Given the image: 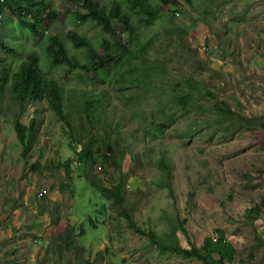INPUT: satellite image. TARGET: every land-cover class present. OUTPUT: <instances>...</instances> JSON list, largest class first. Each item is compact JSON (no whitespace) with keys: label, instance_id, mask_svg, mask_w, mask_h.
Masks as SVG:
<instances>
[{"label":"rangeland","instance_id":"1","mask_svg":"<svg viewBox=\"0 0 264 264\" xmlns=\"http://www.w3.org/2000/svg\"><path fill=\"white\" fill-rule=\"evenodd\" d=\"M152 1L166 11L162 0ZM53 2L56 21L35 42L17 31L9 12L0 15L8 20V34H16L13 44L23 45V53H35L42 61L50 39L62 37L71 28H81L93 39L100 37L94 24L73 23L71 17L80 13V6L67 0ZM178 4L180 10L171 21L163 19L154 29L141 30L142 41L153 38L154 45L145 58L131 61L132 75L127 73L129 67L122 70L129 83L125 82L121 93L111 81L113 70L106 82H92L88 76L80 82L66 69L51 70L50 76L64 90L71 126L57 120L44 101L33 104L22 118L25 125L33 117L37 121L25 157L6 108L13 107L4 101L0 109V264H202L160 251L146 235L130 230L123 214L94 188L91 181L108 189L118 183L119 151L104 148H114L115 141L126 151L120 163L123 206L144 232L153 231L165 245L178 241L186 249L200 248L212 264L221 260L264 264V131L235 125L228 135L214 132L196 110L183 108L177 100L186 94L189 99L199 98L206 108L220 101L241 116H264V0ZM172 23L187 28L190 56L165 53L178 42L177 34L155 36ZM157 47H161L157 53L151 50ZM201 47L208 50L202 53ZM133 52L136 58L137 48ZM151 64L166 68V75L143 76L149 71L142 68ZM186 78H193L198 88ZM80 88L103 92L109 99L104 109L108 128L95 125L91 130L81 116ZM164 104L169 105L161 116L164 127L153 135L148 119L156 115L160 120L158 109ZM211 116L215 117L208 113ZM117 120L121 124L116 129ZM91 135L106 158L96 154V164L88 173L79 164L78 153ZM161 158L173 167L172 197L158 186L162 173L156 165ZM254 206L259 215L248 214Z\"/></svg>","mask_w":264,"mask_h":264},{"label":"trees","instance_id":"2","mask_svg":"<svg viewBox=\"0 0 264 264\" xmlns=\"http://www.w3.org/2000/svg\"><path fill=\"white\" fill-rule=\"evenodd\" d=\"M67 1L80 6L79 9L82 10V12H76L71 17L73 23L76 20L78 25L86 22L94 24L100 31V37L93 39L82 32L81 28H71L62 37L55 36L50 39V45L46 48L45 61L40 60L35 53L28 55L23 53V45L15 46L12 39L16 34L9 35L7 32L9 28L8 20L0 19V31L4 29L3 33L0 32V53L2 54V57H0V109L5 100H8L13 107V109L6 108L12 115L14 132L22 148V157H25V153L30 146L37 123L33 117L28 125H25L22 123V118L33 104L44 101L57 120L64 123L67 128L71 126V115L65 112L64 90L59 81L50 76L51 70L56 69L60 72L66 69L65 73H73L80 82L84 81L85 76L90 77L92 82L98 80L106 82L109 73L113 70L111 81L115 86H118L117 91L121 93V88H123L125 82L129 83L125 79L122 70L129 67L127 73L132 75L134 71L131 69V61L145 58L148 55V49L154 45L153 38L142 41L141 30L154 29L157 22L163 19L171 21L175 17L174 13L180 10L178 2L190 3V0H162L161 4L166 10L164 12L161 5L154 3L152 0H125L124 3L119 0H107L106 2L101 0ZM6 12H9L14 19L17 31L29 34L34 42L43 38L44 33H47L45 28L53 24L57 18V10L53 0H0V15ZM187 31L186 27L176 26L172 23L162 32V35L159 36L156 33L155 36L160 38L169 33L171 35L177 34L178 42L170 46V51H165V53L186 57L190 56L188 45L185 42ZM119 34H121V38L118 36ZM133 48H137L139 53L136 58ZM99 50L102 51V54ZM151 50L157 53L161 50V47ZM9 59L15 61L7 62ZM146 67L142 69L149 72H144L143 76H149L152 72L159 76H164L167 73L166 68L157 64L147 65ZM188 80L194 83L193 78H186L185 81L189 82ZM167 83L162 84L166 85ZM196 85L198 84L194 83L192 86L197 87ZM175 89L176 84L171 87V91ZM78 96L82 100L81 116L85 118L91 130L95 128V125L108 128V125L104 124L106 118L104 109L109 99L104 93H93L80 88L78 89ZM177 100L183 108L196 110L201 115L203 123L209 128H214V132L224 131L228 135L233 131L235 125L250 131H264V116H241L233 112L226 102L216 101L210 108H206L201 104L199 98L189 99L186 94L179 96ZM168 106L164 104L159 107L160 120L155 119L156 115L154 118L148 119L153 135H156V130L160 132L164 127V120L161 116L166 113ZM208 113L215 115V117L212 118L211 116L209 118ZM120 124L121 121L117 120L115 128L117 129ZM200 126L201 122L198 121L197 127ZM94 136L91 135L89 140L81 145V150L78 153L79 164L84 166L88 173L93 170L96 164V154L106 158V155H102L101 151L98 150V140ZM113 147L109 148L104 145L105 151L109 152V149L113 151L115 148L119 151L116 157L119 161V165L116 167L119 173L118 183L108 189L91 181L94 188H98L100 195L110 200L119 213L123 214L130 230L140 235H146L149 241L155 244L160 251L167 250L185 258H195L202 264H212L202 252V249L196 247L186 249L179 246L178 241L165 245L157 239L153 231L144 232L135 223L123 206L125 201L123 197L124 181L120 163L124 159L126 151L118 141H115ZM156 166L162 173V180L158 183L159 188L165 189L168 195L172 197L173 167L169 161L163 158L157 160ZM63 167L65 173L69 175L68 163H65ZM247 212L248 214L259 215V209L256 206L248 209ZM179 229L184 232L182 224H179ZM220 264H224V262L221 260Z\"/></svg>","mask_w":264,"mask_h":264},{"label":"built area","instance_id":"3","mask_svg":"<svg viewBox=\"0 0 264 264\" xmlns=\"http://www.w3.org/2000/svg\"><path fill=\"white\" fill-rule=\"evenodd\" d=\"M198 50L202 53L206 52L208 49L207 47H201V48H198Z\"/></svg>","mask_w":264,"mask_h":264},{"label":"clouds","instance_id":"4","mask_svg":"<svg viewBox=\"0 0 264 264\" xmlns=\"http://www.w3.org/2000/svg\"><path fill=\"white\" fill-rule=\"evenodd\" d=\"M79 12H82V10H80Z\"/></svg>","mask_w":264,"mask_h":264}]
</instances>
